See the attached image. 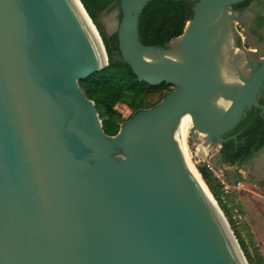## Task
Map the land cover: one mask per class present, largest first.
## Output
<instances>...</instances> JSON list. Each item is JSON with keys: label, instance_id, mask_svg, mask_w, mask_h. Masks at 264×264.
Listing matches in <instances>:
<instances>
[{"label": "water", "instance_id": "95a60500", "mask_svg": "<svg viewBox=\"0 0 264 264\" xmlns=\"http://www.w3.org/2000/svg\"><path fill=\"white\" fill-rule=\"evenodd\" d=\"M115 1L122 60L174 89L108 135L79 84L108 55L100 65L66 0H0V264H249L173 138L186 114L211 146L235 138L225 135L249 107L264 118V58L251 65L236 42L233 5L245 0H190L192 18L164 47L140 40L150 0ZM217 25L219 53L229 38L244 51L233 66L240 85L217 82L208 53ZM216 97L231 102L221 113L208 105Z\"/></svg>", "mask_w": 264, "mask_h": 264}, {"label": "trees", "instance_id": "16d2710c", "mask_svg": "<svg viewBox=\"0 0 264 264\" xmlns=\"http://www.w3.org/2000/svg\"><path fill=\"white\" fill-rule=\"evenodd\" d=\"M115 0H81L87 13L96 25L108 55V65L99 71L94 72L89 77L79 81V84L86 94L87 98L95 102L96 110L102 120L103 129L108 135H115L120 128L116 117L118 114L117 107L126 102L128 95H132L134 112L141 108L142 103L146 100L149 107L157 104L164 95L159 94L169 83L151 85L133 73L130 66L125 63L118 50L116 33L107 37L103 34L98 23V12L105 9ZM252 0H245L233 5L236 10H244ZM194 2L190 0H150L144 7L139 17V35L142 43L146 45L166 46L173 38L181 35L188 20L192 18ZM114 49L119 53V58H114ZM143 96V102L141 100ZM139 99V102L137 101ZM264 103L263 100H260ZM148 107V108H149ZM249 118L243 121L237 129H241L246 122L250 120L247 128L238 135V140H243L242 150L235 151V139L222 144L220 150L222 159L229 164H244L250 158V154L257 151L264 145V118L260 115V109L253 108ZM249 120V121H248ZM126 121V120H125ZM203 179L207 183L214 198L224 212L234 234L243 250V253L249 264H257L254 257L247 248V245L235 229L234 221L228 212L224 203L222 185L212 173L206 168L198 167ZM258 259L262 256L257 252Z\"/></svg>", "mask_w": 264, "mask_h": 264}, {"label": "rangeland", "instance_id": "374dc122", "mask_svg": "<svg viewBox=\"0 0 264 264\" xmlns=\"http://www.w3.org/2000/svg\"><path fill=\"white\" fill-rule=\"evenodd\" d=\"M120 14L119 6L116 1L98 12V23L105 36L111 37L116 33ZM238 19L242 21L240 22ZM245 21L246 19L244 16L240 14L234 19V25L239 32V36H237V39L240 42L239 47L244 46L248 49H255L256 42L246 35ZM113 53L114 58L118 59V51L114 49ZM254 54L256 55H252V57L257 59L260 55H263L264 52L262 50L255 52ZM173 89V85H167V87L161 91L159 96L161 97L163 93ZM143 98L144 97L141 96L142 102ZM132 99L133 96L128 95L126 102L117 107L118 114L116 120L120 125L134 113L135 109ZM137 101L139 102V99H137ZM148 105L149 104H147L146 100H144L140 109H146L149 107ZM206 141L207 140L200 137L197 132L192 134L190 130L188 137L189 151L197 168H204L207 163L216 161L220 152L221 144L219 143L214 144L209 152L202 148L200 144H205ZM113 156L125 159L120 152L113 153ZM235 166L236 168L232 175L230 172L228 173V170L225 167L221 165L216 166V168L221 169L220 173L223 174L222 177L225 181L232 186L231 192L228 194L229 196H224V203L234 221L236 231L239 232L244 239L248 250L254 257V260L257 264H264V166L259 168L257 162L254 165L261 170L259 174H257L258 176L254 173V167L250 172L245 166L240 164H235ZM212 177L215 178L213 174ZM238 182H243V184L238 186ZM234 186L238 187L235 188ZM257 252L261 254L262 259H258Z\"/></svg>", "mask_w": 264, "mask_h": 264}, {"label": "bare ground", "instance_id": "6f19581e", "mask_svg": "<svg viewBox=\"0 0 264 264\" xmlns=\"http://www.w3.org/2000/svg\"><path fill=\"white\" fill-rule=\"evenodd\" d=\"M66 2L70 10L74 14V17L76 18L78 24L80 25V28L85 34L89 44L91 45L99 64L105 65L107 61L106 60L107 53H106V50L104 49V43L102 42L100 33L98 32V29L96 28V26H94L95 24L93 23V21L91 22L89 20V18L87 17L85 11L83 10L78 0H66ZM228 15H229L228 12L222 13V16H228ZM213 30L216 34L215 39H214L215 42L213 41L214 43L212 44L210 43V46H208V53L210 57L213 58L214 62H216V67L215 65L214 67L217 72L216 74L217 82L218 84L221 83V84H225L228 86L229 85H240L241 82L238 80L234 72L233 66L235 64L243 65L245 63L244 51L242 50V48L236 47L232 39L229 38L227 42L226 51L224 55H222L221 54L222 51H219L218 48L221 46V43L225 40L222 35L223 31L221 28H218V25L216 27H213ZM169 56L171 58H174L180 61L177 54H171ZM146 57L152 61H155L157 59L154 54H149V53L146 54ZM246 72H248V70ZM230 104L231 102L229 100L221 99L218 97L211 99L208 103L209 107L217 113L223 112L225 109H227L230 106ZM192 127H193V118L190 114H186L174 126V137L173 138H174L176 146L181 152L182 170L189 172L191 176L196 180V182H198L199 186H201V188L204 190V193L206 194L207 198L213 204L216 212L220 214L217 208V205H216L217 203L216 199L214 198L213 194L209 190L206 182L202 179L198 171V168L196 167L190 155L188 137H189L190 130H192ZM195 132H197V134L202 138H206L207 136L206 133L203 131L196 130ZM200 146H202V148H204L208 152L213 147L209 143H207V141L205 144L201 143ZM220 218L222 220L221 214H220Z\"/></svg>", "mask_w": 264, "mask_h": 264}, {"label": "flooded vegetation", "instance_id": "af4514ba", "mask_svg": "<svg viewBox=\"0 0 264 264\" xmlns=\"http://www.w3.org/2000/svg\"><path fill=\"white\" fill-rule=\"evenodd\" d=\"M236 12L244 16V18L246 19L245 21L246 35L251 37L256 42L255 48L257 47V50L246 48L247 50L251 51L248 53V56H247L248 61L251 65H254V64L258 65L260 63V60L264 58V54L260 55V57L257 59L253 58L252 55H256L254 54L255 52H259L262 50L264 52V0H252L250 4L244 10H236ZM236 42L237 44L240 43L238 39L236 40ZM260 100L264 101V85H263L262 95L260 96ZM253 108L255 107H249L246 110L242 120L238 123V125L231 132L225 135V138L235 136V138H230L226 141L228 142L231 139H235V143H234L235 151L242 150V148L240 147H242L241 144L243 143V140L239 141L237 137L240 133L243 132L244 128H247V126H249V123H251L252 121L248 120L249 122H246L243 125V127H241V129L236 130V128H238V126H240V124L244 120L246 121L249 118L248 114ZM221 148H222V144H221ZM263 149H264V145L261 148H259L257 151H254L252 154H250V158L247 160V162H251L253 158H255Z\"/></svg>", "mask_w": 264, "mask_h": 264}, {"label": "crops", "instance_id": "0c3cea01", "mask_svg": "<svg viewBox=\"0 0 264 264\" xmlns=\"http://www.w3.org/2000/svg\"><path fill=\"white\" fill-rule=\"evenodd\" d=\"M256 162H257V166L259 168L262 167V166H264V149L255 158H253V160L251 162H246V163L241 164V165L247 167L250 172H251L252 169L255 168L254 169L255 170L254 173L257 175V174H259V172L261 170L258 169L256 166H254L256 164ZM212 163L215 166H220L221 165V166L225 167L228 170V173L230 172L231 175L233 174L234 169L236 168L235 164H229V163H226V162L223 161L221 152H219V154H218V156L216 158V161H212ZM237 164L238 163H236V165ZM241 184H243V182H241ZM225 196L228 197L229 195L228 194H225Z\"/></svg>", "mask_w": 264, "mask_h": 264}, {"label": "built area", "instance_id": "2783aa9c", "mask_svg": "<svg viewBox=\"0 0 264 264\" xmlns=\"http://www.w3.org/2000/svg\"><path fill=\"white\" fill-rule=\"evenodd\" d=\"M206 168L215 176V178H217V180L220 182V184L222 185V190L224 194H229L231 192L232 186L229 185L225 179L222 177V173L221 169L216 168V166L209 162L206 165ZM241 185V182H238V186ZM238 186H234L235 188H237Z\"/></svg>", "mask_w": 264, "mask_h": 264}]
</instances>
